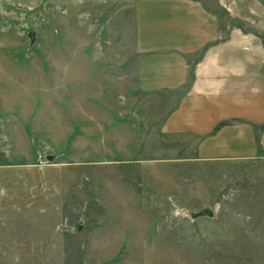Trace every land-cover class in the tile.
Segmentation results:
<instances>
[{
    "label": "rangeland",
    "instance_id": "rangeland-1",
    "mask_svg": "<svg viewBox=\"0 0 264 264\" xmlns=\"http://www.w3.org/2000/svg\"><path fill=\"white\" fill-rule=\"evenodd\" d=\"M136 1L0 0V264H264V160L163 132L173 100L136 88ZM200 1L264 37L259 0Z\"/></svg>",
    "mask_w": 264,
    "mask_h": 264
},
{
    "label": "crops",
    "instance_id": "crops-1",
    "mask_svg": "<svg viewBox=\"0 0 264 264\" xmlns=\"http://www.w3.org/2000/svg\"><path fill=\"white\" fill-rule=\"evenodd\" d=\"M134 29L136 88L174 102L163 132L196 138L202 161L264 160V37L200 0H137Z\"/></svg>",
    "mask_w": 264,
    "mask_h": 264
},
{
    "label": "water",
    "instance_id": "water-1",
    "mask_svg": "<svg viewBox=\"0 0 264 264\" xmlns=\"http://www.w3.org/2000/svg\"><path fill=\"white\" fill-rule=\"evenodd\" d=\"M27 36H28V38H29V41L32 43V42H33V33H32V32H29V33L27 34ZM46 160H47V161H51L52 158H51V157H47ZM30 194H31V195H35V194H36V189H35V188L32 189V190L30 191ZM204 216H206V217H211V216H212V210H211L210 208H205V209H203V210H201V211H199V212H197V213L192 214V217H193V218H199V217H204Z\"/></svg>",
    "mask_w": 264,
    "mask_h": 264
},
{
    "label": "trees",
    "instance_id": "trees-1",
    "mask_svg": "<svg viewBox=\"0 0 264 264\" xmlns=\"http://www.w3.org/2000/svg\"><path fill=\"white\" fill-rule=\"evenodd\" d=\"M264 5V0H259ZM257 143L259 142L258 137H256Z\"/></svg>",
    "mask_w": 264,
    "mask_h": 264
}]
</instances>
